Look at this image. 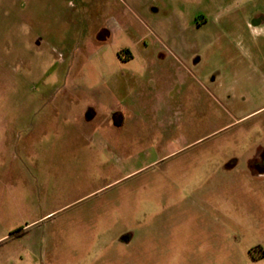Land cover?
Returning a JSON list of instances; mask_svg holds the SVG:
<instances>
[{
    "label": "rangeland",
    "instance_id": "obj_1",
    "mask_svg": "<svg viewBox=\"0 0 264 264\" xmlns=\"http://www.w3.org/2000/svg\"><path fill=\"white\" fill-rule=\"evenodd\" d=\"M263 165L264 0H0V264H264Z\"/></svg>",
    "mask_w": 264,
    "mask_h": 264
},
{
    "label": "crops",
    "instance_id": "obj_2",
    "mask_svg": "<svg viewBox=\"0 0 264 264\" xmlns=\"http://www.w3.org/2000/svg\"><path fill=\"white\" fill-rule=\"evenodd\" d=\"M169 57L162 56H142V66L136 72L131 74L130 79L127 78V90H104L100 95L103 104L110 103V113L106 117L108 120L113 121L116 113H122L123 110H128L136 114L143 110V107L149 100L160 98L163 103L169 105V98L173 90L169 89L168 81L173 77V68L167 64ZM134 82L132 87L131 82ZM150 82L157 85V89L163 87V90H153L152 86H148ZM154 88V87H153ZM98 107L96 105H90ZM122 110V111H120ZM96 116L93 120H95ZM92 120V121H93ZM25 231L15 233L13 236L21 237L25 235Z\"/></svg>",
    "mask_w": 264,
    "mask_h": 264
},
{
    "label": "flooded vegetation",
    "instance_id": "obj_3",
    "mask_svg": "<svg viewBox=\"0 0 264 264\" xmlns=\"http://www.w3.org/2000/svg\"><path fill=\"white\" fill-rule=\"evenodd\" d=\"M259 168H260L261 170H264V165H263V166H259Z\"/></svg>",
    "mask_w": 264,
    "mask_h": 264
},
{
    "label": "trees",
    "instance_id": "obj_4",
    "mask_svg": "<svg viewBox=\"0 0 264 264\" xmlns=\"http://www.w3.org/2000/svg\"><path fill=\"white\" fill-rule=\"evenodd\" d=\"M90 111H92V109H91ZM90 111H89V112H90ZM89 115H90V114L88 113V117H90ZM17 233H21V231H19V232H16V234H17Z\"/></svg>",
    "mask_w": 264,
    "mask_h": 264
}]
</instances>
